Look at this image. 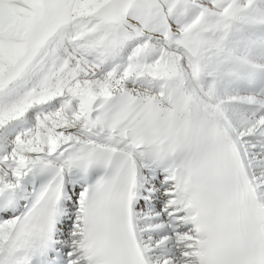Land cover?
Returning a JSON list of instances; mask_svg holds the SVG:
<instances>
[{
	"label": "snow or ice",
	"instance_id": "1",
	"mask_svg": "<svg viewBox=\"0 0 264 264\" xmlns=\"http://www.w3.org/2000/svg\"><path fill=\"white\" fill-rule=\"evenodd\" d=\"M0 264H264V0H0Z\"/></svg>",
	"mask_w": 264,
	"mask_h": 264
}]
</instances>
